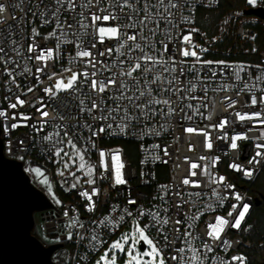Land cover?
I'll use <instances>...</instances> for the list:
<instances>
[{
	"label": "snow or ice",
	"instance_id": "snow-or-ice-1",
	"mask_svg": "<svg viewBox=\"0 0 264 264\" xmlns=\"http://www.w3.org/2000/svg\"><path fill=\"white\" fill-rule=\"evenodd\" d=\"M247 3L255 7L258 0H247ZM24 4L25 0H19L14 5L24 14L20 21L28 23L25 18L31 12L32 23L36 18L40 23L39 27L31 28L27 43L12 38L16 32L11 24L8 28L12 31L6 35L4 30H0V65H3V74L8 77L4 87L9 93L3 97L7 101V108L0 104V134L10 136L18 129L29 128L34 135L17 141L20 151L39 145L40 151L55 157L57 164L63 161V170L58 171L62 177L70 163L76 165L77 171L86 177L83 183L89 186L79 191V196L86 201L84 208L88 213L95 212L101 195V189L96 186L97 179L104 180L111 175L114 188L128 184L122 171L125 165L121 161V150L97 149V140L105 136H159L168 131L170 118L177 111L183 113L181 118L188 121L194 120L196 116L212 121L211 112L205 115L209 108L206 101L210 89L215 93L236 92V98L232 95L222 97L225 111L229 114L203 128L189 126L184 127L183 131L201 136L203 147L209 151L213 148V139L229 142L233 151L238 150L239 141L254 139L258 141L255 143L256 151L248 164L255 166L264 162V127H259L257 137L248 135L258 125L264 126V65L255 66L261 72L254 78L249 75L245 80L241 74L246 73V69L251 66L241 64L232 69L236 83L224 82L212 87V83L218 77L223 78L231 66L224 61L202 58L208 48L193 41V34L199 33V29L188 28L187 34H184L185 29L181 25L192 23L190 15H183L184 9L190 7L189 0H35L34 5L32 0H28L31 5L28 8ZM6 10L5 4L0 3V14ZM44 26H51V31L42 34L40 28ZM174 30H178L175 37ZM69 35L73 38L69 39ZM174 39L178 43L170 47ZM41 41H54V46L48 47ZM62 45H69L72 49L67 63L79 64L80 67L73 70L68 66L61 73L48 74L46 70L50 67L49 62L61 58ZM189 58H192L191 62ZM21 60L25 63L21 64ZM27 62L34 63L35 71ZM157 68L159 71H156ZM202 72L204 75H201ZM189 73L193 80L185 84L182 78H186ZM42 74L52 81L50 86L42 89L44 95L22 98L34 93L39 84L43 83L40 79ZM18 77H35L36 84L28 85L25 91ZM197 82L202 86L201 96L192 95L196 92ZM240 83L243 84L242 88H238ZM12 85L19 94L13 92ZM257 92L260 94L257 95ZM165 93L168 95L161 98ZM241 93L248 94L247 101L240 100ZM62 94L71 95L75 103H65L67 96L62 97ZM186 100H198L200 103L195 106L191 102L184 104ZM238 103L253 109L259 106L260 110L229 111L235 110ZM25 106L34 109V114L20 111ZM50 108L56 115L52 114ZM185 109H191V114ZM157 117L163 121L159 123V128L153 122ZM236 123H250L252 126L245 132L229 136L225 129H234ZM48 128L52 130L46 131ZM210 129L220 135L213 137ZM152 147L162 151L164 157L171 155L167 146L161 148L155 144ZM68 148L71 152L66 150ZM89 148L98 150V164L89 163L86 159ZM194 150L195 146L189 142L188 151ZM153 159L164 164L169 162L159 155ZM219 161V156L200 155L197 160L185 156L182 161L186 165L185 174L175 190L170 185H160L161 191L153 197L158 202L147 209L139 206L129 189L126 202L136 208L135 214L125 207L118 221L109 216L98 222L93 221L97 227L102 225L116 228L125 217L133 219L130 231L112 242L95 264H118V253L127 257L124 264H169L170 261L175 264H247V258L243 255L228 256V250L234 242L227 239L226 230L241 229L250 210L248 203L232 204V211L227 213V217L217 215L214 222L207 224L203 235L194 234L195 222L203 212L197 208L192 213L191 208L186 207H195L198 201L193 197L200 198L202 191L185 192V189L202 190L207 185L211 188L212 196L222 204L227 197L220 196L217 188L212 186L223 185L226 190L235 188V185L227 183L225 176L213 171ZM176 167H180V164ZM228 167L247 178H251L254 173V168H245L235 162ZM28 171L42 177L39 182L47 186L49 193L52 192V185L41 168H29ZM68 175L75 180L70 183L69 189L81 185L82 177L76 172H69ZM233 197L237 202L242 200L239 193H234ZM56 203L60 204V201ZM203 207L214 210L212 203ZM63 215L66 218L65 228L68 229L66 239L72 241V230L85 229V224L79 215L70 217L68 210ZM85 232L91 233L87 237L91 249L95 250L104 243L96 233V228L85 229ZM85 232L77 231L75 236L84 241ZM193 240H199L201 247H193ZM141 242L146 246L143 251L140 250ZM218 249L224 253L223 256L216 254ZM167 252L172 254L169 256ZM186 253L191 256H186Z\"/></svg>",
	"mask_w": 264,
	"mask_h": 264
},
{
	"label": "built area",
	"instance_id": "built-area-1",
	"mask_svg": "<svg viewBox=\"0 0 264 264\" xmlns=\"http://www.w3.org/2000/svg\"><path fill=\"white\" fill-rule=\"evenodd\" d=\"M33 5L35 0H32ZM0 3H4L6 6V11L0 14V30H4L5 35L8 31L15 29L16 35L12 38L22 40V42L27 43V37L31 32L32 27H39V19L36 18L35 22L32 23L33 17L31 12L28 13L25 18L28 23H23L20 21V18L24 15L19 8L14 7V5L19 3V0H0ZM219 4V0H189L190 7L184 9L183 15L189 16L192 21L191 24H182L181 28L185 29L184 34H187V29L195 27L199 29V33L193 34V41L202 47L208 48V51L202 54L204 60L211 61H224L231 66L229 70L226 71V74L223 78L218 77L216 81L212 83V87H215L219 83H236L234 76L232 74V69L238 68L239 65H248L251 66L246 69V73H242L245 80L249 78V75L254 78L257 74L261 72V69H258L257 65H264V40L261 44L257 40V29L256 25H264V15L262 17L258 15H247L243 14L242 11L238 12L232 9L226 10L223 12L217 20V31L213 34L207 33L205 30L198 27L196 24L197 19V10L198 8H216ZM31 5L28 4V0H25L24 7L28 8ZM253 6L246 5L245 8H250ZM255 7H259L264 10V0H258V4ZM253 7V8H255ZM33 10L36 9L33 7ZM15 17L16 19H13ZM12 25V29L8 28V25ZM163 27V25H161ZM42 34L51 31V26H44L40 28ZM176 31H173V36H176ZM22 33V35H21ZM73 37L69 35V39ZM41 43L47 45L48 47L54 46V41H41ZM178 41L173 40V45L177 44ZM7 47V45H5ZM72 51L69 45H62L61 49V58L56 61L49 62L50 67L46 70L48 74L52 72L61 73L64 67L71 66L73 70H77L80 65L73 64L69 65L67 63L69 59V53ZM139 53H137L138 55ZM240 55H252L256 60H244L236 59V56ZM192 61V58H189V62ZM21 64H24L25 61L21 60ZM28 66L35 71V65L32 62H27ZM11 67V65H9ZM19 71V69H17ZM159 71V68L156 69ZM64 75H67L65 73ZM107 75V73H105ZM167 75V74H165ZM201 75H204L202 72ZM40 79L43 83L39 84L34 93H29L28 97L22 98H33L43 96L42 89L46 86H50L52 81L48 80L47 75H41ZM187 81L193 80L192 75L189 73L186 78H182ZM8 80V77L3 74V65H0V104L4 108H7V101L3 100L5 95H8L7 89L4 87L5 82ZM18 80L21 82L22 87L26 91L28 85L36 84L35 77H28L27 79L18 77ZM195 82V81H194ZM243 84L240 83L238 88H242ZM264 87V85H262ZM13 92L19 94L15 89V86L12 85ZM260 93L257 92V95ZM168 94L165 93L161 98L166 97ZM192 95L201 96L203 95L202 86L197 82L196 92ZM209 108L205 115L209 112L213 115V120H203L199 116H196L194 120L188 121L182 119L184 115L177 111L173 117L170 118L168 123V131L162 133L159 136H143L139 134L135 137L126 136V137H111L105 136L97 140V149H102L108 151L110 149L119 148L121 150V161L124 163L125 167L123 168L124 178L128 181L127 185L112 186L113 178L111 175H108L107 179L100 180L97 179V185L101 189V195L98 198L97 207L94 213H88L84 204L86 201L79 196V191L88 189L89 186L83 183V180L86 177L83 176L82 172H78L76 165L69 164V168L65 170V175L62 177L58 175V171L63 170V161L60 164L55 162V157H50L49 155L40 151L39 145L34 147H29L26 151H20L17 147V141L21 138H27L30 135H34L29 128H21L11 133L10 136L0 134L3 143V153L5 157L10 159L18 160L22 163L24 169L25 165L30 167L38 166L43 168L47 174L51 177L52 182L57 188V193L60 196V204L51 201V206L35 211L33 213V225L31 227L30 233L35 238H37L44 246H49L52 244H60L61 246L67 245L70 247V256L67 259L66 264H91L95 255L110 241V239L125 226L133 224V219L131 217H125L124 221L119 223V226L116 228L99 226L97 227L93 221H100L104 219L105 216H109L114 221L119 220V216L123 213L125 207L129 208L135 214L136 208L132 205H128L126 202L128 190H131L132 198L138 201L139 206L147 209L149 206L157 203L154 201L153 197L158 195L161 191L159 188L160 185H170L172 190H175L176 185L179 183L180 179L185 174L186 165L182 163L185 156L191 157L193 160H197L200 155L208 156H219L220 161L213 171L217 175H223L227 178V183L235 185L234 189H225L223 185H213L212 187L217 188L220 196H226L227 199H224L222 204L215 197L212 196L211 188L207 185H204L203 189H185V192L188 191H202V196L197 199V205L195 207L188 205L187 208H191L192 213H195L197 208L203 212L201 218L195 222L194 234L203 235L206 231V226L208 223L214 222V219L217 215L227 217V213L232 211V204H243L248 203L250 205L249 213L246 215L245 221L242 223L241 229H232L229 228L226 230L227 239L233 241V247L228 250V256L241 255V249H247L251 245L249 235V228L251 225V220L254 214L255 202H254V183L259 177L264 162L259 165H249L248 161L255 154V141L254 139H249L247 141H239L238 150L233 151L229 147V142L213 139V148L211 151L206 150L202 145V137L197 135H189L183 131L184 127H197L203 128L205 125L217 122L218 119L222 118L225 115H228L229 112L225 111V103L222 102V97L226 95H232L233 98H236V92H220L215 93L211 91L208 92ZM67 96L65 103H75L72 101V97L69 94H62ZM247 93H241L240 100H248ZM47 97L45 100L47 101ZM173 101L176 98L172 97ZM191 102L194 106L199 104L200 101H184V104ZM214 102V107H213ZM174 107L177 106L176 103L173 104ZM52 111V109H49ZM73 110H75L73 108ZM260 107L249 108L242 106L241 103H238L235 110L229 111H242V112H252L259 111ZM20 111L25 113L34 114V109L31 107L25 106L20 109ZM188 114H191V109H185ZM204 111V109H201ZM53 115H56L55 111H52ZM157 128H159L160 121L159 117L155 121ZM255 123V122H253ZM252 125L250 123H245L241 125L236 123L233 128H227L225 131L228 132L229 136L235 133H241L247 131ZM259 127L257 129L248 132V135L252 138H255L259 135ZM52 129L48 128L46 131H51ZM212 131L213 137L220 135L219 132L214 130ZM42 135V134H41ZM39 139V137H37ZM128 141L134 143V156L129 157L121 146L118 145L119 141ZM11 141V146L9 145ZM191 142L195 146V150L192 152L188 151V143ZM159 144L161 148L167 146L170 152L169 157H164L163 152L159 149H155L152 145ZM97 149L89 148V151L86 155V159L89 163L98 164L99 155ZM71 152V149H66ZM159 155L163 159H167L169 162L164 164L160 161H154L153 157ZM23 156L24 159H20ZM67 159V158H65ZM237 163L245 168H254V173L251 178L244 177L242 173L237 172L228 167L231 163ZM79 161L77 160V164ZM203 163V162H201ZM177 164H180V167H176ZM27 172V171H26ZM69 172H76L78 176L82 177L81 185H78L76 189H69L70 183L75 182L74 178L68 175ZM144 174L143 176L141 174ZM99 175V173H97ZM65 180L67 182H65ZM120 193V195H118ZM206 193V195H204ZM239 193L242 197L240 202H237L233 194ZM96 199V198H94ZM169 202H171V196H169ZM185 199H188L185 196ZM207 203H212L214 210H208L203 207ZM115 208L116 211H112ZM65 210L69 211V216L79 215L80 220L85 224V229L96 228V233L104 241V243L98 245L95 250L88 247L87 237L91 234L90 232H85V229H73L74 239L69 241L66 239V233L68 229L65 228L66 218L63 213ZM239 211V209H237ZM236 213H234L235 215ZM232 219V218H229ZM170 227V226H169ZM77 231L85 232L86 239L80 241L75 233ZM152 231V230H150ZM206 238V237H204ZM238 242V243H237ZM193 247H201V242L199 240H193ZM144 247H146L144 245ZM171 252H167V255H171ZM217 255L223 256L224 253L217 250ZM186 256H191L190 253H186ZM81 257H86V259L81 260ZM53 258V257H52ZM54 260V259H53ZM55 261V260H54ZM56 262V261H55ZM58 264V263H57ZM169 264H175V262H169ZM248 264V257H247Z\"/></svg>",
	"mask_w": 264,
	"mask_h": 264
},
{
	"label": "water",
	"instance_id": "water-1",
	"mask_svg": "<svg viewBox=\"0 0 264 264\" xmlns=\"http://www.w3.org/2000/svg\"><path fill=\"white\" fill-rule=\"evenodd\" d=\"M242 13L262 17L264 10L250 7ZM262 201L264 196L254 198L255 205ZM49 206L51 201L33 184L22 163L5 157L0 137V264H57L52 255L61 245L44 246L30 233L33 213Z\"/></svg>",
	"mask_w": 264,
	"mask_h": 264
},
{
	"label": "trees",
	"instance_id": "trees-1",
	"mask_svg": "<svg viewBox=\"0 0 264 264\" xmlns=\"http://www.w3.org/2000/svg\"><path fill=\"white\" fill-rule=\"evenodd\" d=\"M246 5V0H219L216 8H198L196 24L211 34L210 31L223 12L229 9L241 12ZM256 29L258 32L257 40L261 44L264 40V25L257 24ZM239 57L244 60H256L252 55H240ZM253 192L255 197L264 196V166L254 183ZM248 237L251 241L250 248H247L248 264H258L264 259V201L255 205Z\"/></svg>",
	"mask_w": 264,
	"mask_h": 264
},
{
	"label": "rangeland",
	"instance_id": "rangeland-1",
	"mask_svg": "<svg viewBox=\"0 0 264 264\" xmlns=\"http://www.w3.org/2000/svg\"><path fill=\"white\" fill-rule=\"evenodd\" d=\"M246 4L247 3V0H246ZM249 5V4H248ZM218 20V19H217ZM217 20L214 24V27L212 29V31H210L211 34L215 33L217 31ZM205 30V29H204ZM206 31V30H205ZM236 59H242L240 58L239 56H236L235 57ZM118 145L122 147V149L125 151V153L131 157V160L133 161L132 159V156H134V143L132 142H128V141H119L118 142ZM35 167H38V166H34V167H30L28 165H25V170L27 171V173L29 174L30 178H31V181L33 182V184L35 186H37L39 189H41L45 194L46 196L52 200L53 202L56 203L57 200H60V196L58 195V191H57V188L56 186L54 185V183L52 182V179L51 177L47 174V172L41 168L42 171H44L45 175L48 177V180L49 182L51 183L52 185V192L49 193L48 192V189H47V186L46 185H43L41 184L39 181L40 179H42V177H37L34 173L28 171L29 168H35ZM132 224H130L129 226H125L123 229H121L120 231H118L111 239L110 241L104 246V248H102L96 255L95 257L93 258L91 264H95V261L97 259H99V256L103 254L104 250L107 249L109 247V245L118 240L122 235L124 234H127L129 231H130V228H131ZM251 246V245H250ZM250 248V247H249ZM248 248V249H249ZM248 249H241L240 251V254L245 256L246 258L248 257V254H247V250ZM141 251L144 250V248H140ZM111 255V254H110ZM118 255V264H124L125 260L127 259L126 256H124L123 254H117ZM70 256V247H68L67 245L65 246H60L52 255L53 259L58 263V264H66L67 262V259L69 258Z\"/></svg>",
	"mask_w": 264,
	"mask_h": 264
}]
</instances>
